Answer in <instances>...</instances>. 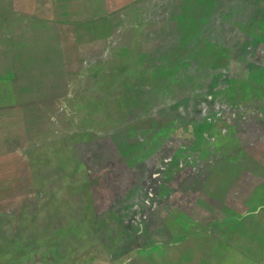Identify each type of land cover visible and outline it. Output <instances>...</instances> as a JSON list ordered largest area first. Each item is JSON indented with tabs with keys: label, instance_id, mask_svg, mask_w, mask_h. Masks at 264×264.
Listing matches in <instances>:
<instances>
[{
	"label": "rangeland",
	"instance_id": "1",
	"mask_svg": "<svg viewBox=\"0 0 264 264\" xmlns=\"http://www.w3.org/2000/svg\"><path fill=\"white\" fill-rule=\"evenodd\" d=\"M60 28L101 80L73 134L39 125ZM0 264H264V0H0Z\"/></svg>",
	"mask_w": 264,
	"mask_h": 264
},
{
	"label": "crops",
	"instance_id": "2",
	"mask_svg": "<svg viewBox=\"0 0 264 264\" xmlns=\"http://www.w3.org/2000/svg\"><path fill=\"white\" fill-rule=\"evenodd\" d=\"M55 31H57V28ZM85 36H89V33L80 34L78 30H74V29L73 30H64V29L62 30L60 28L58 30V34H54L52 39L49 38V40H47L46 43H44L48 45L50 42L52 44L49 46H52V48L56 47L57 49L55 52H51L52 54L50 55V58H52V60L50 59L51 61L48 63L50 64L52 68L58 70V72L56 73V78L58 76L59 79L56 85L58 88L60 85V88L62 87V89L60 92L51 94L50 96L43 99L48 102H52L51 106L54 108L47 111L45 115L41 117V121H40L41 124H39L41 128H57L56 130L57 132L63 133L67 131L66 133L68 134H73V133L78 132L81 127L78 125L76 121V114H75L76 112L74 108H69L67 102L70 100H73V101H75L76 99L79 100L80 98L95 99L94 96L88 91H86L83 94L81 93L83 96H81V94L79 93L74 94L73 92L72 93L69 92L72 85H74L76 82H79L82 76L91 75L90 72L92 73V75L97 73V71L91 65L92 57L95 51L93 48L95 45L94 43L93 44L89 43V41H84L83 43L82 40H85L84 39ZM44 44L42 43V45ZM42 64L47 65L46 62L45 63L42 62ZM70 70L73 71L74 78L70 77L71 76ZM93 77L96 79L94 80L93 84L95 86H99L101 83V80H97L98 78L95 77V75H93ZM59 101L63 103H60ZM104 101H105L104 103H99L100 106L104 107V110H105L104 113L99 114V112L97 111L95 112L96 109L95 110L92 109L93 112H90L94 115L99 114V116H104V115L106 116L105 119L103 118L98 121L99 125L104 126L105 128H108V130H110V127L111 128H128L125 124H123V119H122L123 114L122 113L124 112L119 109L115 110L112 104L113 99L110 98ZM53 102H57V103L55 104ZM119 105L118 107L121 109ZM26 113L27 112L25 111V113L18 115L17 119L19 122H21L22 128H31L30 125L33 124V117L31 115L30 116L26 115ZM113 116H120L121 121L113 120L112 118ZM21 117L22 119L20 120ZM18 121L15 120L14 121L15 124H17ZM113 121H116L114 127H112ZM48 142L49 141L45 142L46 145H48ZM77 143L78 142L71 141V140L69 141L56 140V148L58 152L56 156H54L55 160L52 161V160H49V158H47L48 161H44V164H48L50 161L51 164H55L57 166H64L66 164H69V165H74L75 167L76 165H79L80 160H75V158L73 157L74 152L71 150L67 151L70 148L73 149L71 145L77 144ZM63 171L65 172V168L63 169ZM73 171H75V168L73 169ZM68 178H70V176Z\"/></svg>",
	"mask_w": 264,
	"mask_h": 264
},
{
	"label": "trees",
	"instance_id": "3",
	"mask_svg": "<svg viewBox=\"0 0 264 264\" xmlns=\"http://www.w3.org/2000/svg\"><path fill=\"white\" fill-rule=\"evenodd\" d=\"M95 72H96V71H95ZM97 73H98V72H97ZM97 73H96V74H93V75H95V77H98V76H97V75H98ZM104 77H106V76H104Z\"/></svg>",
	"mask_w": 264,
	"mask_h": 264
}]
</instances>
